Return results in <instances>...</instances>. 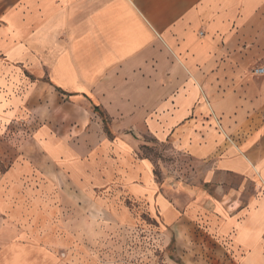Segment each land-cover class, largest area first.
<instances>
[{"label":"crops","instance_id":"1","mask_svg":"<svg viewBox=\"0 0 264 264\" xmlns=\"http://www.w3.org/2000/svg\"><path fill=\"white\" fill-rule=\"evenodd\" d=\"M263 66L264 0H0V132L21 138L0 218L24 180L100 184L119 157L149 194L145 133L176 161L153 198L174 264H264Z\"/></svg>","mask_w":264,"mask_h":264},{"label":"rangeland","instance_id":"2","mask_svg":"<svg viewBox=\"0 0 264 264\" xmlns=\"http://www.w3.org/2000/svg\"><path fill=\"white\" fill-rule=\"evenodd\" d=\"M87 104L102 121L107 119L114 136L106 113L95 111L91 100ZM14 131L4 137L0 132V183L17 161L14 148L20 146L21 138ZM134 138V164L143 159L153 164L156 184L149 194H132V187L141 185L142 179L126 182L121 174L127 170L120 157V173L116 169L112 179L100 184L92 171L80 186L59 182L49 187L44 181L28 178L12 189L11 208L0 218V264L178 263L175 245L164 234L153 199L159 190L165 191L161 164L170 166L176 161L168 152L169 145L160 146L145 133L134 134ZM178 162L181 168L192 166L185 158Z\"/></svg>","mask_w":264,"mask_h":264},{"label":"built area","instance_id":"3","mask_svg":"<svg viewBox=\"0 0 264 264\" xmlns=\"http://www.w3.org/2000/svg\"><path fill=\"white\" fill-rule=\"evenodd\" d=\"M254 74L257 76H264V66L260 68H256L254 70Z\"/></svg>","mask_w":264,"mask_h":264},{"label":"trees","instance_id":"4","mask_svg":"<svg viewBox=\"0 0 264 264\" xmlns=\"http://www.w3.org/2000/svg\"><path fill=\"white\" fill-rule=\"evenodd\" d=\"M95 111H99V108L98 107H95ZM101 116H102V114H101ZM102 118H103V116H102ZM103 122H104L105 127H106V133L108 135H111L110 131L108 130V122H107V119L103 118Z\"/></svg>","mask_w":264,"mask_h":264}]
</instances>
